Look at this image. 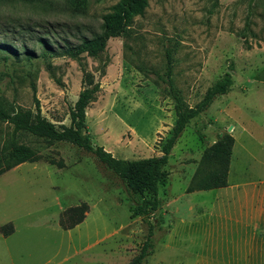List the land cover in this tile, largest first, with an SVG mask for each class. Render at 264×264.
<instances>
[{
  "label": "rangeland",
  "instance_id": "rangeland-1",
  "mask_svg": "<svg viewBox=\"0 0 264 264\" xmlns=\"http://www.w3.org/2000/svg\"><path fill=\"white\" fill-rule=\"evenodd\" d=\"M118 1L0 0V97L35 111V85L42 115L60 129L71 124L83 72H90L101 85L86 108L93 145L139 160L162 154L177 118L165 81L168 53L173 84L190 106L228 71L233 84L177 139L161 205L148 216H132L137 196L93 153L0 120V168L13 143L29 146L35 157L0 173V225L14 230L0 232V264H128L150 227L154 252L143 264H195L199 242L188 237L196 232L173 224L193 200L211 205L219 192L227 205L231 189L189 194L187 187L213 168L201 163L203 151L230 127L236 141L229 183L243 185L239 191L254 183L264 188V0H148L145 13L97 55H41L46 47L77 49L101 34L104 15ZM39 36L43 48L36 46ZM84 204V220L64 228L80 215L70 209Z\"/></svg>",
  "mask_w": 264,
  "mask_h": 264
},
{
  "label": "trees",
  "instance_id": "trees-1",
  "mask_svg": "<svg viewBox=\"0 0 264 264\" xmlns=\"http://www.w3.org/2000/svg\"><path fill=\"white\" fill-rule=\"evenodd\" d=\"M147 6L148 0H119L114 5L113 11L104 15L101 34L93 38L83 39L77 49L68 46L64 51H52L51 48L46 47L42 50L41 55L52 57L69 54L75 57L78 50H80L87 51L89 55L95 56L105 48L107 40L111 36L118 35L127 29L134 16L143 15ZM44 42H46L44 37L39 36L36 46L40 45L43 48L45 47ZM50 42L57 43L55 40H50ZM20 46L26 48L25 43H21ZM4 48L5 50L12 49L10 45L6 44H4ZM167 57V79L165 81L168 83V94L174 100L177 118L171 136L162 146L161 155L139 160L120 159L103 146L93 145L91 137L87 133L86 108L97 99L101 85L90 72L85 70L83 72L84 87L70 112L71 124L69 126L63 125L59 129L55 123L42 115L39 100L35 96V85H33V92L36 110L33 111L19 104H9L4 98L0 97V120L12 124L15 131H27L50 142H69L93 153L107 168L114 171L126 182L128 190L133 196H137V199H132L130 206L132 216L151 215L161 205L159 189L167 184L165 167L177 139L192 119L207 110L216 97L228 93L233 84L232 74L228 71L206 90L198 103L190 106L184 101L180 90L173 84L171 79V53H168ZM29 58H34V56ZM5 59H8V57L5 56ZM222 133L218 134L217 140L206 147L202 154L201 163H211L213 168L208 173L197 177L187 187L188 192L209 190L228 185L229 167L235 138L229 132ZM10 146L7 166L0 168V173L7 168L35 158L32 149L27 145L13 143ZM86 207L84 204L71 208L70 210L79 212L80 215L73 223L63 227L66 229L73 228L81 223L85 218ZM5 228V225H0V232L4 235H9L14 231L12 227L9 230ZM153 242V228L150 227L148 236L139 253L128 264H143L147 257L154 252Z\"/></svg>",
  "mask_w": 264,
  "mask_h": 264
},
{
  "label": "crops",
  "instance_id": "crops-1",
  "mask_svg": "<svg viewBox=\"0 0 264 264\" xmlns=\"http://www.w3.org/2000/svg\"><path fill=\"white\" fill-rule=\"evenodd\" d=\"M253 185L239 191L243 185L228 181L225 187L189 192L208 194L237 188L236 192L227 191L231 197L227 205L218 192L211 205L205 200H193L187 211L178 212L173 225L180 228L184 224L189 232L190 228L196 232L195 238L188 237L190 243L199 242L195 264H264V188Z\"/></svg>",
  "mask_w": 264,
  "mask_h": 264
},
{
  "label": "water",
  "instance_id": "water-1",
  "mask_svg": "<svg viewBox=\"0 0 264 264\" xmlns=\"http://www.w3.org/2000/svg\"><path fill=\"white\" fill-rule=\"evenodd\" d=\"M232 130V128L230 127L229 129H228V131L230 132ZM221 134H223V133H221Z\"/></svg>",
  "mask_w": 264,
  "mask_h": 264
}]
</instances>
